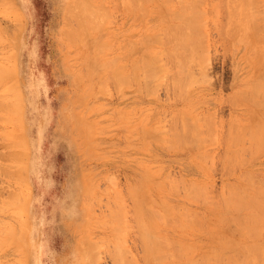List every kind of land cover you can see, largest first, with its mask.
I'll use <instances>...</instances> for the list:
<instances>
[{
  "label": "rangeland",
  "instance_id": "374dc122",
  "mask_svg": "<svg viewBox=\"0 0 264 264\" xmlns=\"http://www.w3.org/2000/svg\"><path fill=\"white\" fill-rule=\"evenodd\" d=\"M245 1L0 0V264H264Z\"/></svg>",
  "mask_w": 264,
  "mask_h": 264
},
{
  "label": "bare ground",
  "instance_id": "6f19581e",
  "mask_svg": "<svg viewBox=\"0 0 264 264\" xmlns=\"http://www.w3.org/2000/svg\"><path fill=\"white\" fill-rule=\"evenodd\" d=\"M155 1V0H154ZM166 1V0H165ZM179 1V0H178ZM200 1V0H199ZM210 1V0H209ZM245 1V0H244ZM80 2V1H79ZM79 2H77L78 4H80ZM82 2H85V1H82ZM130 2V1H129ZM175 2V1H174ZM190 2V1H189ZM245 2H247L248 3V1L246 0ZM250 2H252V1H250ZM261 2V1H260ZM131 3V2H130ZM191 3H193V5H194V2L192 1ZM196 3H197V1H195V5H196ZM215 3V2H214ZM234 3V2H233ZM258 4V3H257ZM70 5V4H69ZM84 5H86V3L84 4ZM141 5V4H140ZM181 5V4H180ZM250 5H252V4H250ZM134 6V5H133ZM163 6V5H162ZM184 6V5H183ZM197 6H198V4H197ZM247 6V5H246ZM94 7V6H93ZM187 7H189V6H187ZM186 7V8H187ZM237 7V6H236ZM248 7V6H247ZM251 8L253 7V6H250ZM78 8V7H77ZM249 8V7H248ZM72 9V8H71ZM88 8L87 7H85V10H87ZM90 9V8H89ZM132 9V8H131ZM189 9V8H188ZM187 9V10H188ZM201 9V8H200ZM234 9V8H233ZM246 9V8H245ZM257 9V8H256ZM67 10H69V9H67ZM74 10V9H73ZM76 10V9H75ZM84 10V9H83ZM249 9H247V11H248ZM252 10V9H251ZM263 10V9H262ZM71 11V10H70ZM87 11H89V10H87ZM86 11V12H87ZM158 11V10H157ZM180 11V10H179ZM184 11V10H183ZM196 11V10H195ZM233 11V10H232ZM73 12V11H72ZM76 12V11H75ZM85 12V11H84ZM85 12V13H86ZM132 12V11H131ZM145 12H147V11H145ZM259 12V11H258ZM261 12V11H260ZM84 13V14H85ZM143 13V12H142ZM175 13V12H174ZM194 13V12H193ZM214 13V12H213ZM255 13H257V11L255 12ZM68 14V13H67ZM167 14V13H166ZM260 14V13H259ZM264 14V13H263ZM76 15V14H75ZM80 15V17H81V13L79 14ZM78 15V16H79ZM171 15V14H170ZM179 14H177L176 16H178ZM194 15V14H193ZM248 15H249V13H248ZM77 16V17H78ZM85 16V15H84ZM140 16V15H139ZM138 16V17H139ZM192 16V15H191ZM200 16V15H199ZM201 16H203V15H201ZM193 17V16H192ZM197 18H198V16H196ZM86 18V17H85ZM187 18V17H186ZM189 18H190V16H189ZM194 18H195V16H194ZM194 18H193V20H194ZM81 19H83V17L81 18ZM140 19V18H139ZM182 19V18H181ZM249 19V18H248ZM80 20V19H79ZM186 20V19H185ZM81 21V20H80ZM84 21H86V20H84ZM88 21V20H87ZM188 21V20H187ZM203 21V20H202ZM263 21V20H262ZM66 22H71L70 20L69 21H66ZM191 22H192V20H191ZM190 21H189V23L190 24H193V23H191ZM228 22V21H227ZM248 22H249V20H248ZM258 22V21H257ZM74 23V22H73ZM86 23V22H85ZM84 23V24H85ZM77 24V23H76ZM105 24V23H104ZM188 24V23H187ZM190 24H188L187 25V27L185 26V25H183V27L185 26L186 27V29L187 28H189L188 26H193V25H190ZM206 24H207V22H206ZM259 24H261L262 25V23H259ZM79 25V24H78ZM82 25H83V23H82ZM219 25V24H218ZM264 25V24H263ZM76 26V25H75ZM75 26H74V28H75ZM85 26V25H84ZM77 27V26H76ZM79 27H80V25H79ZM82 28V27H81ZM80 28V29H81ZM172 28V27H171ZM261 28V27H260ZM75 29H77V28H75ZM170 29V28H169ZM185 29V30H186ZM190 29V28H189ZM192 29V28H191ZM256 29V28H255ZM262 29V28H261ZM168 30V29H167ZM225 30V29H224ZM66 31V30H65ZM78 31V30H77ZM187 31H188V29H187ZM193 31V30H192ZM81 32H82V30H81ZM189 32V31H188ZM194 32V31H193ZM258 32V31H257ZM73 33V32H72ZM192 33V32H191ZM200 33V32H199ZM71 34V33H70ZM190 34V33H189ZM255 34H257V33H255ZM159 35V34H158ZM192 35V34H191ZM198 36H199V34H198ZM257 36V35H256ZM255 36V37H256ZM160 37V36H159ZM175 37V36H174ZM193 37V36H192ZM202 37V36H201ZM200 37V38H201ZM263 38H264V36H262ZM176 38V37H175ZM194 38V37H193ZM199 38V37H198ZM258 38H259V36H258ZM262 38V39H263ZM162 39V38H161ZM191 39V38H190ZM195 40H196V38H194ZM153 40H155V39H153ZM169 40V39H168ZM174 40V39H173ZM176 41H177V39H175ZM191 41H193V40H191ZM131 42H133V41H131ZM147 42V41H146ZM163 42V41H162ZM195 42V41H194ZM200 42H201V40H200ZM199 43V42H198ZM204 43V42H203ZM132 44V43H131ZM144 44V43H143ZM148 44V43H147ZM151 44H152V42H151ZM179 44V43H178ZM195 44H197V43H195ZM201 44V43H200ZM134 45V44H133ZM141 45V44H140ZM193 45V44H192ZM204 45V44H203ZM175 46V45H174ZM134 47V46H133ZM195 47V46H194ZM112 48V47H111ZM200 48H202V47H200ZM206 49V48H205ZM197 50H199V49H197ZM84 51V50H83ZM167 51V50H166ZM201 51H202V49H201ZM161 53V52H160ZM158 54V53H157ZM163 54V53H162ZM179 54V53H178ZM161 55V54H160ZM164 55H165V53H164ZM168 55V54H167ZM181 55V54H180ZM179 55V56H180ZM200 55V54H199ZM203 55V54H202ZM95 56V55H94ZM98 57V56H97ZM160 57V56H159ZM163 57V56H162ZM173 57V56H172ZM182 57V56H181ZM262 57V56H261ZM99 58V57H98ZM151 58V57H150ZM149 58V59H150ZM167 58V57H166ZM152 60V59H151ZM156 60V59H155ZM160 60V59H159ZM169 60V59H168ZM179 60V59H178ZM195 60V59H194ZM206 60V59H205ZM154 61V60H153ZM170 61V60H169ZM181 61V60H180ZM179 61V62H180ZM155 62V61H154ZM159 62V61H158ZM185 62V61H184ZM156 64H157V62H156ZM174 64V63H173ZM155 65V64H154ZM200 65V64H199ZM198 65V66H199ZM143 66L145 67V65L143 64ZM158 66V65H157ZM179 66V65H178ZM140 67V66H139ZM150 67V66H149ZM166 67V66H165ZM188 67V66H187ZM190 67V66H189ZM155 68V67H154ZM158 68H160V66H158ZM191 68V67H190ZM162 69V68H161ZM160 69V70H161ZM171 69V68H170ZM184 69V68H183ZM157 70H159V69H157ZM180 70V69H179ZM187 70V69H186ZM186 70H183V71H185L184 73H186ZM190 70H192V69H190ZM3 71V70H2ZM81 71V70H80ZM155 71H156V69H155ZM150 72V71H149ZM158 72V71H157ZM161 72H163L162 70H161ZM166 72V71H165ZM168 72V71H167ZM182 72V71H181ZM5 73V72H4ZM192 73V72H191ZM156 74V73H155ZM189 74H190V72H189ZM132 75V74H131ZM149 75V74H148ZM147 75V76H148ZM151 75V74H150ZM183 75V74H182ZM191 75V74H190ZM190 75H187V76H189L190 77ZM128 76V75H127ZM177 76V75H176ZM184 76V75H183ZM130 77V76H129ZM168 77V76H167ZM185 77V76H184ZM259 77V76H258ZM87 78V77H86ZM131 78V77H130ZM133 78V77H132ZM193 78V77H192ZM133 80V79H132ZM181 80H183V78L181 79ZM188 80V79H187ZM192 81V80H191ZM186 82V81H185ZM187 83V82H186ZM104 84V83H103ZM141 84V83H140ZM161 84V83H160ZM258 84V83H257ZM259 86V85H258ZM261 86H262V84H261ZM156 87V86H155ZM258 88V87H257ZM263 88V87H262ZM264 89V88H263ZM154 91V90H153ZM247 93V92H246ZM249 93V92H248ZM262 97V96H261ZM264 97V96H263ZM244 99V98H243ZM263 101V100H262ZM257 106V105H256ZM256 117V116H255ZM258 118H261V117H258ZM258 121V120H257ZM206 122V121H205ZM214 122V121H213ZM254 123V122H253ZM252 123V124H253ZM188 124V123H187ZM211 124H213V123H211ZM229 124H231V123H229ZM257 124V123H256ZM196 125V124H195ZM208 125H210V124H208ZM230 126V125H229ZM196 127V126H195ZM219 127V126H218ZM209 129V128H208ZM207 129V130H208ZM257 129V128H256ZM255 129V130H256ZM254 130V131H255ZM179 131V130H178ZM187 131V130H186ZM198 131V130H197ZM210 131V130H209ZM242 131V130H241ZM247 132V131H246ZM251 132V131H250ZM188 133V132H187ZM199 133V132H198ZM248 133V132H247ZM203 134V133H202ZM250 134V133H249ZM208 135H209V133H208ZM260 135V134H259ZM195 136H196V134H195ZM179 137V136H178ZM207 137V136H206ZM249 137V136H248ZM253 137V136H252ZM258 137V136H257ZM261 137H263L262 135H261ZM205 139V138H204ZM250 140H251V138H249ZM199 140V139H198ZM206 140V139H205ZM254 140V139H253ZM262 140V139H261ZM182 141V140H181ZM204 141V140H203ZM260 141V140H259ZM261 142V141H260ZM259 144V143H258ZM263 145V144H262ZM260 147H263V146H261V144H260ZM240 148V147H239ZM205 157V156H204ZM235 157V156H234ZM202 158V157H201ZM238 159V158H237ZM236 160V159H235ZM204 161V160H203ZM234 161V160H233ZM242 164V163H241ZM230 165V164H229ZM228 165V166H229ZM163 183V182H162ZM174 185V184H173ZM172 188V187H171ZM188 188V187H187ZM201 188V187H200ZM208 189V188H207ZM239 189V188H238ZM236 190V189H235ZM240 190V189H239ZM177 192V191H176ZM242 192V191H241ZM178 193V192H177ZM209 193V192H208ZM199 194V193H198ZM211 194V193H210ZM120 195V194H119ZM196 195V194H195ZM243 197V196H242ZM200 198V197H199ZM214 198V197H213ZM262 200V199H261ZM264 200V199H263ZM201 201H203V200H201ZM205 202V201H204ZM115 203V202H114ZM154 203V202H153ZM202 203V202H201ZM208 203V202H207ZM149 204V203H148ZM220 204V203H219ZM224 204V203H223ZM212 205V204H211ZM226 205V204H225ZM261 205V204H260ZM151 206V205H150ZM158 206V205H157ZM183 206V205H182ZM222 206V205H221ZM148 207V206H147ZM172 207V206H171ZM220 207V206H219ZM259 207V206H258ZM223 208V207H222ZM184 209V208H183ZM260 209V208H259ZM262 209H263V207H262ZM115 210V209H114ZM264 210V209H263ZM164 211V210H163ZM184 212V211H183ZM115 213V212H114ZM118 213V212H117ZM147 214V213H146ZM197 215V214H196ZM159 216V215H158ZM181 216V215H180ZM212 216V215H211ZM193 217V216H192ZM200 217H202V216H200ZM158 219H159V217H158ZM202 219V218H201ZM165 220V219H164ZM176 220V219H175ZM186 220V219H185ZM117 221V220H116ZM194 221V220H193ZM204 221V220H203ZM202 221V222H203ZM224 221V220H223ZM240 221V220H239ZM121 222V221H120ZM187 222V221H186ZM229 222V221H228ZM125 223V222H124ZM141 223V222H140ZM155 223V222H154ZM179 223V222H178ZM177 223V224H178ZM193 223V222H192ZM195 223V222H194ZM197 223V222H196ZM200 223V222H199ZM222 223V222H221ZM165 224V223H164ZM191 224V223H190ZM198 224V223H197ZM105 225V224H104ZM168 225V224H167ZM180 225V224H179ZM136 226V225H135ZM187 226V225H186ZM188 227V226H187ZM190 229V228H189ZM142 231V230H141ZM130 232V231H129ZM224 234V233H223ZM139 237H141V236H139ZM217 238V237H216ZM151 241V240H150ZM153 241V240H152ZM228 241V240H227ZM122 242V241H121ZM141 242V241H140ZM148 242H149V239H148ZM230 242V241H229ZM228 242V243H229ZM127 243V242H126ZM150 244V243H149ZM155 244V243H154ZM127 245V244H126ZM146 245V244H145ZM92 246V245H91ZM148 246V245H147ZM150 246V245H149ZM231 246V245H230ZM158 247V246H157ZM161 250V249H160ZM159 250V251H160ZM179 250V249H178ZM158 251V250H157ZM237 251V250H236ZM239 251V250H238ZM216 252V251H215ZM244 252V251H243ZM131 253V252H130ZM160 253V252H159ZM224 254V253H223ZM209 255V254H208ZM166 256V255H165ZM169 256V255H168ZM229 256V255H228ZM233 256V255H232ZM258 256V255H257ZM88 257V256H87ZM222 257V256H221ZM249 257V256H248ZM247 257V258H248ZM182 258V257H181ZM205 258V257H204ZM207 258V257H206ZM219 258H220V256H219ZM245 258V257H244ZM158 260H159V258H158ZM161 260H162V258H161ZM184 260V259H183ZM222 260V259H221ZM227 260H229V259H227ZM134 261H136V260H134ZM197 261V260H196ZM201 261V260H200ZM204 261V260H203ZM224 261H226V260H224ZM216 262V261H215ZM217 262H219L218 261V259H217ZM221 262V261H220ZM223 262V261H222ZM230 262H232V261H230ZM229 263V262H228ZM227 263V264H228ZM213 264V263H212ZM248 264V263H247Z\"/></svg>",
  "mask_w": 264,
  "mask_h": 264
}]
</instances>
